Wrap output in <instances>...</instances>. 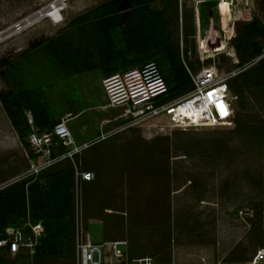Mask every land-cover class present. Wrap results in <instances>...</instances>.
Wrapping results in <instances>:
<instances>
[{"label":"rangeland","instance_id":"obj_1","mask_svg":"<svg viewBox=\"0 0 264 264\" xmlns=\"http://www.w3.org/2000/svg\"><path fill=\"white\" fill-rule=\"evenodd\" d=\"M52 1L0 0V33ZM58 1L61 8L57 21L39 17L0 38V59L11 57L2 71L0 90L3 87L6 92L10 91L9 95L16 96V101H29L40 113L70 104L72 109L78 110L66 121L73 139L92 135L86 134L91 133V127L85 121L92 122L96 111L91 106L102 102L99 122L104 124L111 120L103 128L109 135L94 143L96 150L104 148L100 157L87 159L92 163L96 160L98 169L108 167L110 171L109 166H113L115 171L107 175V185L92 188L94 193L104 192L103 188L109 187L114 199L112 204L119 206L121 212L129 202L165 198L168 213H163L166 216L161 215L156 223L158 233L154 239L162 252L168 249L171 264L217 261L218 264H245L254 248L264 241V68L255 56L237 65L230 41L248 20L257 17L264 24V0H222L227 1L223 2L225 6L231 1L227 5L231 22L227 20L223 28V16L217 5L221 0H203L198 6L200 36L204 38L210 33L209 24L214 30L207 39V47H211L212 38L220 34L219 26L228 37L234 33L223 48L206 53L208 63L213 62L222 74L229 75L228 79L234 76L232 86L240 90V95L228 88L233 107L229 121L185 128L171 126L164 114L133 121L120 117L119 108L108 106L98 77L101 68L122 71L150 59L169 80V86H175L176 80L169 79L159 49L151 53L114 50L112 39L105 38L108 34L101 31L105 30L104 21L88 16L71 22L103 0ZM181 2L176 12L171 5L165 10L170 17L167 53L174 55L172 52L178 49L177 39L180 50L179 44L183 46L188 35L186 44L190 55L195 57L200 43L194 36V0H184L183 5ZM153 5L159 7L160 3L155 1ZM52 35L21 50L33 39ZM254 39L262 43L264 36H254ZM147 49L145 47V51ZM243 70L245 73L241 75ZM20 92L25 94V99L20 98ZM99 132H103L102 129ZM27 153V146L20 144L0 103V185L27 168ZM116 171L119 174H115ZM80 181L78 186L85 182ZM80 212L81 207L76 204L77 220ZM75 225L82 229L79 221L74 220L73 233ZM145 229L150 230L148 226ZM101 231L102 225L92 217L86 233L82 231V234L87 235L90 242H98L102 239ZM30 256H23L17 264H74L75 258L74 248L70 256L39 259L35 263ZM121 258L123 260V256ZM108 260L103 257L101 264L117 262Z\"/></svg>","mask_w":264,"mask_h":264},{"label":"trees","instance_id":"obj_2","mask_svg":"<svg viewBox=\"0 0 264 264\" xmlns=\"http://www.w3.org/2000/svg\"><path fill=\"white\" fill-rule=\"evenodd\" d=\"M155 1L160 3L159 7L153 5ZM170 1L103 0L87 9L86 12L71 20V22L85 19L88 16L95 17L99 21H104L106 25L103 28L105 30L102 29L101 31L109 35H105V38L112 39L114 50L123 49L124 53H151L159 49V54H162V59L165 61L169 79L176 80L175 86H169V80L164 78L153 60L144 61L138 67L152 62L165 82L167 94L165 97L171 99L182 95L192 87L185 65L190 69H194L199 66L200 62L196 59L190 61L186 59V51H188L186 37L188 35H186L180 50L177 39L178 49L174 50V52L171 51L174 55L169 51L167 53V50L170 48L169 41L167 43V40H170L167 37V24H169L170 17H168V14L166 15L165 10L171 5L172 10L176 12L177 6L180 4L178 0H173L172 4ZM183 4L184 0L181 2V5ZM254 36H264L263 21L257 17L244 23L239 33L235 34L230 41L236 54L237 65L241 66L247 59L255 56L257 57V63L264 68V41L261 43L254 39ZM52 37L53 35L46 38L39 37L33 39L22 50ZM145 47L149 49L145 51ZM6 60L7 58L0 59V65H3V68L0 69L1 74L7 62ZM204 61L208 63L209 59L206 58ZM101 70H103V76L118 71L113 67L101 68ZM244 73L245 71L243 70L241 75ZM232 82H234V76L226 80L228 88L240 95V90H236L232 86ZM9 92H6L4 89L0 90V103L19 138L20 144L24 147L26 146L24 137L28 130L27 118H24L20 111V106H22L21 99L17 103L15 99L17 97L11 98ZM19 95H21L20 98L23 97L25 99L23 92H20ZM26 102L24 100L23 104L25 103L32 110L35 109L33 104L29 101ZM119 119L121 118L117 120ZM51 126L46 129L37 127L39 130H48ZM92 146L93 144L89 147ZM85 159L82 153L77 157L79 169L87 170ZM74 219L73 168L68 162L55 164L39 171L35 175L9 181L0 186V239L6 236L5 228L9 225L20 226L26 221L30 224L39 223L41 225V232L35 239L32 257L30 256L34 263L40 261L39 259L49 260L57 256L67 257L72 254ZM22 229L24 232L29 231L28 225H24ZM7 254L5 246H0V264H17L18 260L23 256H27L22 252L10 255L9 257ZM114 264L123 263L120 261Z\"/></svg>","mask_w":264,"mask_h":264},{"label":"built area","instance_id":"obj_3","mask_svg":"<svg viewBox=\"0 0 264 264\" xmlns=\"http://www.w3.org/2000/svg\"><path fill=\"white\" fill-rule=\"evenodd\" d=\"M202 1L194 0L193 5L194 36L195 39H199L200 45L198 47L200 49L195 57L190 55L189 50L186 51L187 60L196 59L200 62V65L194 69H190L185 65L192 83L191 89L175 98L163 100L167 95L166 85L152 62L143 64L141 67L109 73L100 78V84L107 100L106 104L110 107L119 108L118 115L120 117L137 121L149 116L164 114L172 126L180 128L219 125L220 122L230 120L233 107L228 97L226 83L229 75L222 74L213 62L201 64L204 59L208 58L206 53L208 49L206 48L209 43L207 39L210 37V33L207 36L205 35L204 38L200 36L197 6ZM179 2L181 0H178ZM211 25L209 24L210 27ZM219 28L220 34L217 33L215 36L222 38L223 31L220 26ZM233 34L232 32L229 35L226 42L230 40ZM212 40L216 41V37ZM179 45L181 48L182 44ZM181 106L188 114H191L190 117H194V114L197 113L198 117L195 123H188L186 126L181 123L179 113H177V108ZM72 116V112L62 113L48 130H39L36 125L32 124L30 118L26 119L28 130L24 140L28 148L27 159L29 163L26 169L10 181L35 175L39 171L61 162L71 164L74 184L79 180L88 181L93 177V172L90 170L78 168L77 157L95 141L109 134L103 131L95 137L76 142L66 125L67 119ZM240 212L238 210V213ZM24 225H28V232L23 231ZM40 232L41 225L39 223L30 224L26 221L20 226L9 225L5 228L6 236L0 239V246H5L10 255L18 252L31 255L35 239ZM121 241L116 240L118 243ZM73 248L74 264H101L103 261L102 244L90 242L87 235L84 237L82 229H78L76 225ZM114 255H119V253ZM213 264H218V261ZM245 264H264V241L254 248Z\"/></svg>","mask_w":264,"mask_h":264},{"label":"crops","instance_id":"obj_4","mask_svg":"<svg viewBox=\"0 0 264 264\" xmlns=\"http://www.w3.org/2000/svg\"><path fill=\"white\" fill-rule=\"evenodd\" d=\"M10 59L11 57L6 61L8 62ZM2 68L3 65H0V69ZM102 74L103 70H100V75H98L99 82L100 78L103 76ZM0 77L2 78L1 73ZM1 89L5 90V88L3 87ZM19 103L21 104V102ZM21 105L22 106H20V111L23 114L24 118L32 119V123L42 129L49 128L62 113L68 111L72 112V115H75L78 111L72 109L70 104L65 106L63 105V107L59 109L52 107L50 112L48 110L44 113H40V111L36 109L32 110L28 105H24L23 101ZM91 107H94V111H96L92 122L89 123L88 120H84L87 125L89 124V126L91 127V133H86L87 135L92 134L88 136L89 138L95 136L96 134H99L100 129H102V131H105L103 130V128L105 129L107 124L111 121L107 120L104 124H100L99 122V119L101 117V112L99 110L103 109L102 102L95 103ZM4 115L9 125L12 127L7 115L5 114V111ZM88 137H81L74 140L82 141L88 139ZM103 149L98 148V150H96L93 144L92 147H88L87 149L83 150L82 155L86 159L89 157H93L96 159V157H100L99 155L101 154ZM86 159L85 161L87 170L93 172V177L88 181L84 180L85 182L80 186H78V182L74 184L75 206L77 204L81 207V212L79 214L80 216L78 215V220L77 213L75 214L74 220L79 221L82 231L86 233L87 223L92 217L95 221L99 222L102 225V239L101 241H95L94 243H101L103 253H106V255L104 254V258L110 260L114 259L115 261L117 260L116 263L122 261L123 264H127L133 261H137L138 264H171L172 258L170 256V252H168V249L166 250V252H162L161 249L157 248L156 239H154V237H156L158 233L156 223L158 224V221L161 218L160 216L163 215V213H168V208L165 205L166 202H164L166 199L157 197V199L149 198L146 200H136L134 204L129 202V204H126V206L123 207V212H121L119 206H114V204H112V201H114V199L112 198L111 194H109V192H111L109 187L106 190L103 188L104 192L95 191L94 193L92 189H98L103 185H107V175H111L114 173V167L109 166L110 171L108 170V167L98 169L95 163L96 160H93L92 163L88 161V159ZM89 165L91 166L89 167ZM93 170H96V172H94ZM115 174L119 173H117L116 171ZM155 180H157V177ZM80 182H83V180H81ZM152 182H154V180ZM161 207H163V209H161ZM147 226L150 228V230L148 231L147 229H145L147 228ZM145 235H147L150 239H147V236ZM116 240L122 241L118 243L116 242ZM115 253H119V255H114ZM122 256L123 260L121 258ZM117 257L119 260L117 259Z\"/></svg>","mask_w":264,"mask_h":264},{"label":"bare ground","instance_id":"obj_5","mask_svg":"<svg viewBox=\"0 0 264 264\" xmlns=\"http://www.w3.org/2000/svg\"><path fill=\"white\" fill-rule=\"evenodd\" d=\"M223 2H227V1L221 0L219 2V4H217L219 7V12L223 16V17H221V25H223L222 28L224 27L225 24H227V20L229 18V10H227V5L231 4V1H229L228 4L225 6V4H223ZM58 5H59L58 0H55V1L53 0L50 5L45 4L44 7H41L40 9L32 12L27 17L19 20L18 23L10 25L9 27H6V29L0 33V38L2 36L4 37L5 34L10 35L11 33L15 32V30L21 28V26L27 25V24L37 20L39 17H47L48 19H50L52 21H57L59 18V10L58 9H59V7H61L60 5L59 6ZM51 16H53L54 18ZM209 31L211 33L214 30L212 29V27H210ZM226 35L227 34H225L224 30H223L222 38L221 37L216 38V41H213V43L209 45L211 47H209V48L207 47L206 49L213 51V50H218V49L220 50L221 48H223V46L225 45V43L227 41V37H228ZM201 44L203 45V43H201ZM177 113H179V115H178L179 120L181 119V123H183V125H185V126L188 125V123H190V124L195 123L197 120V117H198L197 113L194 114V117H190L191 114H188L187 111L182 106L177 108ZM220 123H222V122H220ZM207 125H208V123H207Z\"/></svg>","mask_w":264,"mask_h":264},{"label":"clouds","instance_id":"obj_6","mask_svg":"<svg viewBox=\"0 0 264 264\" xmlns=\"http://www.w3.org/2000/svg\"><path fill=\"white\" fill-rule=\"evenodd\" d=\"M50 5V4H49ZM59 8H61V7H59ZM59 10V9H58ZM51 17H53V16H51ZM54 18V17H53ZM105 132V131H104ZM99 135V134H98Z\"/></svg>","mask_w":264,"mask_h":264}]
</instances>
